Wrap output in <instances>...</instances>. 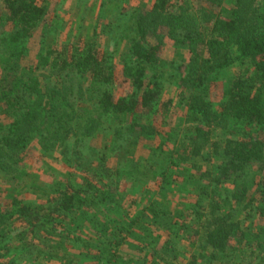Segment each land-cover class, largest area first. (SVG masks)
Listing matches in <instances>:
<instances>
[{
  "label": "trees",
  "instance_id": "obj_1",
  "mask_svg": "<svg viewBox=\"0 0 264 264\" xmlns=\"http://www.w3.org/2000/svg\"><path fill=\"white\" fill-rule=\"evenodd\" d=\"M196 1H202L200 9L192 0H155L149 10L126 11L129 23L119 36L131 44L122 71L129 92L118 97L114 55L95 42L48 46L32 56L29 44L45 23L48 0H0V175L16 181L27 177L25 160L35 146L43 155L63 150L71 169L57 184L33 186L36 206L15 198L14 210H0V264H11L17 247L37 240L52 249L54 239L79 245L98 264L168 259L174 264L175 245L189 237L197 241L185 264H264V180L253 191L250 179L256 170L264 173V0ZM166 38L176 50L169 67L185 103L183 135L162 136L154 123L173 103L164 100ZM245 61L248 68L220 79ZM45 76L50 84L43 83ZM218 90L215 107L210 97ZM85 97L91 106L82 112L78 107ZM112 119L113 142L124 135L161 137L174 149L161 147L149 167L137 165L128 148L117 168L105 154L91 161L84 152L87 140ZM217 130L230 136L222 148L213 143ZM212 151L217 161L209 171L198 176L190 169L186 175L179 171L193 159L210 160ZM139 170L150 172L163 197L130 217V186H122ZM184 181L193 186L195 199L175 207ZM237 215L259 217L261 224L246 227ZM16 219L24 226L19 235ZM201 233L204 240L198 243ZM129 238L151 253L125 262L119 250ZM175 250L176 255L170 253Z\"/></svg>",
  "mask_w": 264,
  "mask_h": 264
},
{
  "label": "rangeland",
  "instance_id": "obj_2",
  "mask_svg": "<svg viewBox=\"0 0 264 264\" xmlns=\"http://www.w3.org/2000/svg\"><path fill=\"white\" fill-rule=\"evenodd\" d=\"M49 12L45 23L40 25L38 30L34 33L29 47L34 57L37 55L41 48L44 49L48 46L60 47L62 44L67 42L82 43V41H91L99 45L105 52L114 55V64L116 67V92L118 97L126 96L129 92V84L122 78L123 67L129 56L131 44L128 40L120 39L122 29L128 25V21L124 20L126 11L128 13L132 10L144 8L146 10L151 9L155 0H48ZM192 4L195 9H200L202 1L192 0ZM1 6V4H0ZM0 8V14H1ZM166 52L163 56L167 62L161 68L166 73V87L164 100H171L172 106L168 113H161L155 120V125L158 130L162 133V136H166L169 132L184 131L185 124L181 118L184 117L185 106L184 102H181L179 97L181 91L177 85V81L171 78L173 75V69L169 67V63L176 59V50L174 49V43L166 38ZM182 55L189 60L190 55L187 51H183ZM1 61V55H0ZM167 64V65H166ZM166 66V67H165ZM250 63L245 61L242 65L234 67L228 71H225L220 75V79L226 81L237 75L239 71L248 68ZM45 76L43 83L50 84V81ZM222 87V85H221ZM221 90L212 91L210 99L213 101L215 107L220 102ZM78 109L82 112L85 111L83 107L90 105L91 102L89 97H85L81 102ZM115 119H112L110 123L105 122L103 131L96 134L91 139L87 140L88 148L85 147L84 152L91 157L107 155L110 165L113 168L119 167V165L126 161L125 148L131 150L133 161L140 167H149L151 165V157L153 154L159 153L161 147L165 150L174 149L173 144L164 142L161 137L157 138H129L123 136L120 140L113 142L115 138L114 127ZM113 125V126H112ZM185 132V131H184ZM187 132V130H186ZM182 135L184 134L181 132ZM181 136V135H180ZM230 138L222 130H217L214 136L213 143H217L219 148H222L224 140ZM208 156V161L204 159H193L192 163L187 164L180 168V172L187 174V169L191 170L193 175H199V172H207L210 166L216 163V157L213 151ZM69 154V158H70ZM66 156L63 150H59L53 154H41L38 147L32 148L30 153L25 160V170L27 177H24L21 181L9 180L8 178L0 175V210L5 212L13 209V201L17 200L30 201L34 206L38 203V196H36L33 186H40L46 188V186L57 184L61 179H66L67 175L71 172L68 164L66 163ZM87 164V162H85ZM196 167V168H195ZM138 169V167H136ZM195 168V169H194ZM179 172V173H180ZM190 173V172H189ZM251 176L245 175L243 179H249ZM135 179L137 182H134ZM255 191L259 186L260 182L264 180V173L254 171L252 177ZM183 180H187L184 178ZM180 178V182H181ZM123 188L129 190V202L126 206V210L132 215L138 214L145 206L148 207L152 200H162V195L157 192V181L152 177L150 172L139 170L137 171V177L129 178V180L123 181ZM182 183V182H181ZM180 183V184H181ZM183 196L176 195V200L173 199V205L178 207L183 205L187 201H193L195 194L193 193V186L184 183L181 185ZM188 191H192L191 194H186ZM162 202V201H160ZM14 210V209H13ZM242 210V209H241ZM253 215V214H252ZM243 222L246 227L251 224L258 226L261 224L259 217L254 219L244 220L242 217L236 216ZM241 217V218H240ZM15 222L14 228L18 230L16 235H19L24 231V226L19 221ZM191 223V222H190ZM194 228V225H191ZM153 229L165 232L163 228H157L152 226ZM199 229V227H197ZM196 229V228H195ZM162 244L166 240L165 233H163ZM202 233L199 235L198 243H202ZM188 237V236H187ZM31 238V237H30ZM17 239H20L17 237ZM193 241L196 242L195 238H185L180 244L175 245V249L178 252L177 259L174 264H185L191 257L194 251ZM59 239H54L48 245H42L36 240L32 246L28 247L21 246L13 250L10 257L11 264H98L97 261H92V254H88L87 251L83 250L79 245L73 247L71 244H62ZM235 244V242L233 241ZM18 244V243H17ZM16 244V245H17ZM161 244V245H162ZM149 250V249H148ZM151 250V249H150ZM175 252H170L176 255ZM172 251V250H171ZM149 251H141L138 245V241L133 238H129L125 241L122 247H120L119 255L128 262L129 259L138 261V258H143ZM149 261L154 259L149 256ZM172 263L171 260L166 262ZM164 263V264H166ZM161 264H163L161 262Z\"/></svg>",
  "mask_w": 264,
  "mask_h": 264
}]
</instances>
